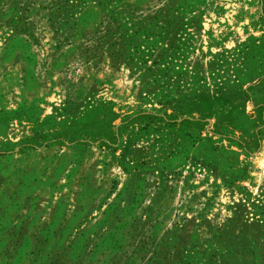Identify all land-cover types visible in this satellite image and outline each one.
Segmentation results:
<instances>
[{
	"label": "rangeland",
	"instance_id": "rangeland-1",
	"mask_svg": "<svg viewBox=\"0 0 264 264\" xmlns=\"http://www.w3.org/2000/svg\"><path fill=\"white\" fill-rule=\"evenodd\" d=\"M0 264H264V0H0Z\"/></svg>",
	"mask_w": 264,
	"mask_h": 264
}]
</instances>
